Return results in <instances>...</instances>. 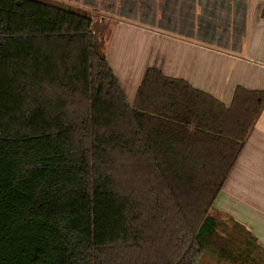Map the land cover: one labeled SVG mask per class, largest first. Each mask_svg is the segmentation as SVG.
<instances>
[{
    "label": "trees",
    "instance_id": "1",
    "mask_svg": "<svg viewBox=\"0 0 264 264\" xmlns=\"http://www.w3.org/2000/svg\"><path fill=\"white\" fill-rule=\"evenodd\" d=\"M92 26L49 1L0 0V264L249 255L252 237L242 253L216 246L209 213L264 93L238 88L226 108L148 69L130 105Z\"/></svg>",
    "mask_w": 264,
    "mask_h": 264
},
{
    "label": "crops",
    "instance_id": "2",
    "mask_svg": "<svg viewBox=\"0 0 264 264\" xmlns=\"http://www.w3.org/2000/svg\"><path fill=\"white\" fill-rule=\"evenodd\" d=\"M190 2L186 15L188 23L193 19L191 24H198L194 30L167 32L125 21L100 24L106 58L130 105L148 69L183 80L226 108L238 88L264 93V0H187L186 4ZM205 14L209 21L201 19ZM209 24L219 25L218 33ZM211 212L227 216L255 239L249 248H258L264 257V109ZM216 225L215 221V232ZM246 249L245 245L241 253Z\"/></svg>",
    "mask_w": 264,
    "mask_h": 264
},
{
    "label": "rangeland",
    "instance_id": "3",
    "mask_svg": "<svg viewBox=\"0 0 264 264\" xmlns=\"http://www.w3.org/2000/svg\"><path fill=\"white\" fill-rule=\"evenodd\" d=\"M55 4L63 5L64 7H69L75 10L82 11L84 13H89L93 18V23L106 20L108 23L113 24L117 21L132 22L137 24H144L151 28H162L167 32H184L185 27L198 26L191 24L193 19L189 22L182 23L185 20L186 13L189 12L191 2L186 4L185 0H45ZM177 4V7H176ZM191 10V9H190ZM200 13L201 12V9ZM212 11V10H211ZM194 12V11H193ZM174 14V16H172ZM170 16L174 18V22L170 23ZM178 17V18H177ZM194 17L195 14H194ZM187 18V17H186ZM193 18V17H192ZM198 18V17H197ZM177 19V20H176ZM201 19H206L209 21V15H202ZM216 19V18H215ZM176 20V21H175ZM200 21V19H199ZM218 25H215L213 33H218ZM172 28H175L174 30ZM212 28V27H211ZM197 29V27L195 28ZM194 30V29H193ZM208 30H206L207 33ZM103 36V35H102ZM100 33H98V38L100 40V46L105 52V44L103 45V39ZM209 215L214 217L216 221V234L213 241L216 242V246L219 242L230 241L236 242L238 253L241 252L242 248L246 244L251 242L248 240V234L241 228L235 226L231 219L223 214L213 213L210 211ZM240 248V249H239ZM236 253V254H238ZM217 251L212 247H208L207 253L203 255L198 264H264V257L258 248L251 250L249 255L246 257L241 256L236 263H232L230 260L221 261L217 259ZM235 257V256H234Z\"/></svg>",
    "mask_w": 264,
    "mask_h": 264
},
{
    "label": "water",
    "instance_id": "4",
    "mask_svg": "<svg viewBox=\"0 0 264 264\" xmlns=\"http://www.w3.org/2000/svg\"><path fill=\"white\" fill-rule=\"evenodd\" d=\"M99 26H100V22L93 23V26H92V33H93L94 39L97 41L98 44H100V40L98 38Z\"/></svg>",
    "mask_w": 264,
    "mask_h": 264
}]
</instances>
